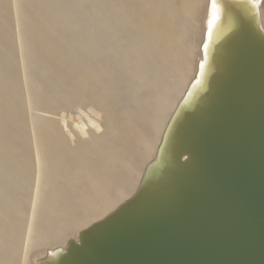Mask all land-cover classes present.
Returning a JSON list of instances; mask_svg holds the SVG:
<instances>
[{
  "label": "water",
  "instance_id": "1",
  "mask_svg": "<svg viewBox=\"0 0 264 264\" xmlns=\"http://www.w3.org/2000/svg\"><path fill=\"white\" fill-rule=\"evenodd\" d=\"M259 2L217 0L220 18L211 37L206 20L196 75L137 192L38 264H264Z\"/></svg>",
  "mask_w": 264,
  "mask_h": 264
},
{
  "label": "rangeland",
  "instance_id": "2",
  "mask_svg": "<svg viewBox=\"0 0 264 264\" xmlns=\"http://www.w3.org/2000/svg\"><path fill=\"white\" fill-rule=\"evenodd\" d=\"M13 1L14 0H6V18L8 22L7 27L8 30L10 28L9 34L11 36V40L9 41L11 42V49L13 53V57L11 60L16 64L18 76L15 73V70L13 72L9 69L7 72L8 74L10 73L11 77L17 76L18 79H16L18 82V86L15 87L16 89L11 90L7 95L9 98L7 97L8 101H6L5 104H8V106L10 104V106L2 108L3 112L0 110V115L2 117L0 118V148L2 149V152L5 153H3V158L6 160L5 163H10V166H12L11 173L14 176L12 182L9 183V185H0V264H22L21 262H23L24 260V258H22V255L25 257V234L27 229L26 223L32 210V198L34 194L33 192L36 186L37 177L39 176L37 175L39 174L38 165L35 164L37 163V157L39 153L41 159L46 160L47 166L44 174V183L46 187L44 189L43 198L40 201L38 211L42 212L45 210L44 212H46L47 210H50L47 211V213H44V216L39 222L41 233L48 232V235H51L53 234L52 229H56V227L61 228L62 225L70 223L71 220H73V223L76 224V227L83 226L86 221L103 213L110 205H112L115 200L119 198L120 192L125 190V188H127L131 184L130 181L135 175L137 166L140 163V159L149 154L152 149L151 142H153V139L151 141V138H154L156 134L155 132L157 131V125L159 123L158 120L161 117H159V114L161 115V113H163L164 104L166 105L167 109L170 102L173 101L174 96H176L175 94L179 90L181 84L180 80L183 79V74H185L186 71L189 70V67L193 61L192 58L194 55L196 34L198 29V10L196 8V3H194L197 2V0H177L178 3L176 2V0H156L157 4L154 0H106V7L110 8V5H112V8L115 7L118 11H120L119 9L124 10V8L126 10L124 11V13H121V11L118 12V16H115L116 19L114 17V20L119 21H117L116 23L121 24L122 22L121 25L124 26L125 30H128V27L131 28V30H128L127 32L130 33L134 30L135 32H137L136 35L139 33L140 39L143 38L145 40V43L143 45L144 47H142V49H131L129 44V36H131L132 34L127 35L129 34L127 33V36H125L124 38L123 36L121 37V39H123H120L121 41H119V46H124L123 49H126V51H128L127 58L129 59L128 60L126 58L127 62L122 61L123 64L122 62H119L120 67L123 70L120 73L116 72V74L119 75V79H122H120L119 81L113 78L111 79V73L108 69H103L102 73L99 72V76H95L92 72L89 74L90 76H86L87 72L84 69L75 67L76 62L69 64L66 62L67 64L64 63L63 65V61H66L65 59L63 60V56L64 58L68 57V53L66 54V50H63V47L61 49V47L57 45L56 41H53L52 43L50 42V45L40 42V44L37 43L38 45L35 44L33 49L35 59L40 60V58L44 57L43 59H46L48 63H50L49 68L52 69L51 71L57 69V66L58 68L60 66L63 67L60 69L61 76L59 78H62L63 83H67L69 88L71 87L70 89L74 93V95L73 93H70L65 96L63 92L64 90L60 91V89H58L59 91L56 90V92L51 90L49 91V93L44 91V93H41V96L38 93L36 94V104H31V107L29 104V98L31 97V85L27 81L26 76L30 71L33 79L38 80L39 71L36 67L38 66V64L40 65V62L37 61L39 63L35 64L36 66L32 65L27 68L23 61L24 57L20 56V54L22 55V53L21 47L19 46L20 42L18 44L20 35L18 31H21V27L18 26L19 15H17V18L14 15L15 13H18L16 12L15 8L17 7L18 11L19 6L17 5V3H14L15 1ZM187 4L190 8L187 6ZM129 5L130 8H128ZM13 6H15V8ZM155 6H157V8ZM170 6H172V8L174 9H172ZM166 7H169L171 10H168V8ZM134 8L139 12L137 13ZM144 9L145 13H143ZM132 10L134 13L132 12ZM165 10H167L168 12L165 13ZM172 10L175 14H173ZM170 13L172 14L170 15ZM172 16L174 17L173 19ZM175 16H177L178 18ZM10 17L17 21L12 20ZM151 19L154 22L151 21ZM177 19L182 21V23L179 21L181 23L180 24ZM14 22H16V24ZM174 29L176 31H174ZM151 30L153 31V33L151 32ZM174 33L177 34L176 40H173ZM46 35L47 34L41 35V39L45 40L44 38L48 37ZM34 40H36L35 36ZM41 44L43 45L41 46ZM55 48H57V50H54ZM48 50L49 52H51V54L48 55L47 58L45 51ZM55 51H57L56 55L58 53V57L53 55L55 54ZM15 53H18L19 56H16ZM59 53L61 54L60 58ZM21 57H23V59ZM14 58L18 59L15 61ZM19 60L23 61L22 63L24 64V66ZM129 61L133 63V67L128 66L130 63ZM141 65H143L142 69L140 71L137 70V68ZM24 68L26 69L27 74L25 73ZM127 70L130 71L129 75L131 74L130 76L132 77L125 79L126 74L124 72H126ZM139 72L141 74H139ZM157 73L160 74V76L156 77V75H158ZM138 74L141 76H143L144 74V79L145 77H149V79L151 78L150 84L153 85L155 83L156 86L140 83V81L142 82V80H140L141 76H138ZM111 75L113 76V73ZM136 78H138L137 81ZM23 81L25 83H23ZM156 81L158 82V85L156 84ZM114 82H116V84ZM118 82L120 83L118 84ZM49 83L50 82L47 81L45 84ZM105 83V86L109 89V91L111 90L110 93H108L107 91L104 92L106 89L103 88L105 86H102V84ZM127 83L129 85H127ZM112 85H116V89H118L119 91H117L115 87L113 88ZM151 86L154 89H150ZM147 87H149V90L147 89ZM130 89L135 93L136 91H138V89L140 91H138V94L136 93V95H134L135 93L133 94L129 92ZM142 89L145 90L142 91ZM152 91L155 93H152ZM148 92L150 93L148 94ZM16 93H18L19 95L18 101L20 102V104L18 103L17 99L13 100ZM53 94H55L56 96H54ZM132 94L134 95V97ZM136 96L139 98H136ZM140 98H143V101ZM133 99H136V101H134ZM114 101H116L115 103H117V105L113 103ZM136 102L138 105L136 104ZM1 104L3 105V103ZM119 105H122V108L119 107ZM150 106L152 107L150 108ZM91 108L94 109V111L100 112L101 117H96L99 122H105L107 123L108 127L111 128L108 129L107 134L103 135L102 138L94 137L92 142L93 144L88 143V141L86 140V142L80 141V139H78L77 137L74 138L69 136L68 132L66 131L67 128L65 127L64 123H62V117L64 116L71 123V116H84L85 113L94 115ZM147 111L151 112L147 113ZM16 112H19V115H17L18 113ZM127 112L130 117L126 114ZM138 112L139 114H137ZM3 114L6 117L10 116L9 119H6L9 123V126L7 124V121L4 120V118L6 117ZM22 114L24 116H22ZM142 114L144 116H142ZM131 115L133 116V118L135 117V122L133 121ZM136 115H139L140 118H138ZM13 117H15L14 121H16V119H19V121H17L16 123L14 121L12 122ZM36 117H42V120L37 121ZM123 117L124 120L122 119ZM121 120H123L124 122H122ZM154 122L156 123L155 125H153ZM14 123L15 125H17V127L13 126ZM153 127L154 129H156L154 130ZM12 128H14L15 130ZM127 128H129L130 130ZM144 129H146V131H144ZM147 129H149V131L148 133H145L147 132ZM11 130L14 131L11 132ZM5 131L11 133V138L4 136ZM133 132L134 134H132ZM138 133H140L141 136ZM144 135L148 136L149 138L145 137ZM64 136L66 139L64 138ZM4 137L6 140L4 139ZM113 137L114 139L118 140V143L117 140L112 139ZM7 139L8 141L10 139V141L4 142V140L7 141ZM51 139H54L55 141ZM79 141L80 144L82 143V147L80 146ZM120 141L123 142V144ZM16 143L20 144L21 147L20 145H16ZM38 144L40 147H38ZM2 145H5L6 147ZM78 145L80 146L81 150ZM6 148L10 149V151L8 150L7 152ZM139 148L143 151V153L140 152ZM87 151L89 154H87ZM22 152L25 154H23ZM90 153H92V155L94 156H92ZM6 154L8 157H6ZM130 154L133 155L130 156ZM81 155L83 156L81 157ZM115 155H117V157ZM74 159L77 160H75L74 162ZM137 160L139 163L137 162ZM70 162L73 163H71L73 165V168L72 165L69 164ZM68 165L70 166L68 167ZM120 165L121 168H124V170L123 168H120ZM74 166L76 167L74 168ZM60 169L63 170V172ZM58 170L61 173H59ZM13 171L15 173L17 172L18 175L14 174ZM71 171L73 172V174H70ZM110 173L112 175H110ZM19 176L21 177V179L19 178ZM10 191L12 192V194ZM10 194L11 196H9ZM86 194H89V196L84 197ZM62 207H65L64 213L60 214L58 213V208L61 209ZM10 255H12L13 257Z\"/></svg>",
  "mask_w": 264,
  "mask_h": 264
},
{
  "label": "bare ground",
  "instance_id": "3",
  "mask_svg": "<svg viewBox=\"0 0 264 264\" xmlns=\"http://www.w3.org/2000/svg\"><path fill=\"white\" fill-rule=\"evenodd\" d=\"M14 1L13 2L15 4L17 3V5L19 6L18 11H17V7L15 8V6H13L16 9V12H18V13L14 12L15 13L14 15L16 16V18H17V15H19L18 16V22H19L18 26L21 27L20 28L21 31H18L19 34H20L19 35V41L18 40L17 41H18V44L20 42L19 46L21 47L22 55L20 53L19 54H20V56L24 57V59H23V57H21V58L23 59V61L25 63V66L27 68H29L32 65L36 66L35 64H38L40 62V65L38 64V66L36 67L38 69V71H39V73H38L39 79L38 80H34L33 77L31 76V72L30 71H29L28 75L26 76L27 81L31 85V97L29 98V96H28V98L30 99L29 100L30 103L28 102L30 104V106H31V104H34V105L36 104L35 103V96H36L37 93L40 94V96H41L42 95L41 93H44V91L49 93V91H51V90L56 92V90H58V89H60V91L64 90L63 92H64L65 96H67L70 93L71 94L73 93L71 91V89H70L71 87L69 88L67 83H65V82L63 83V79L59 78L61 76V70L60 69L63 68V67L60 66L58 68V66H57V69L51 71L52 69L49 68V66H50L49 64L50 63H48V61L46 59H43L44 57L40 58V60L39 59H35V57H34L35 54L33 53V49H34L35 44L38 45L37 43L40 44V42H41V43H46L47 45H50V42L52 43L53 41H56L57 45L59 47H61V49L63 47V50L64 49L66 50L65 51L66 54L68 53L67 54L68 57L64 58V56H63V60L65 59L66 61H63L61 59L63 61V65L66 62L68 64L76 62V66L75 67H77L79 69H81V68L84 69L87 72L86 76L89 75L91 72L94 73L95 76L96 75L99 76V72L102 73L103 69H105V70L108 69L111 74L113 73V76L110 74L111 79L113 78V79L118 80V81L120 79H122V78L119 79L118 78L119 75L116 74V72L120 73L123 70V69H121L119 62L126 61V58L128 57V55H127L128 51H126V49L125 50L123 49L124 46H122V47L119 46V44H120L119 41H121L125 36L132 34L131 36H129L130 37L129 38V40H130L129 44H130L131 49H142V47H144L143 45L145 43V40L143 38H141V39L139 38L140 37L139 33L136 35L137 32H135L134 30H133L134 32L133 31L130 32V33L127 32L128 30H131L130 27H128L129 28L128 30L127 29L125 30L124 26L121 25L122 22L120 24V23H116L118 20H114V17L118 16V12L121 11V13H124V11H126L125 8H124V10L119 9L120 11H118L117 8H115V7L112 8V5H110V8H108V7H106V4H105L106 0H14ZM154 1L157 4V1L156 0H154ZM176 2H177V0H176ZM209 2H210V0H199V1L197 0V2H194V3H196V6H197L196 8L198 10V15H197V18H198V29H197V34H196V43H195L194 55H193V58H192L193 61H192L191 65H190V67H189V70L186 71L185 74H183L184 75L183 79H181V77H180L181 84H180V87H179V90H178L179 93L177 92L178 94L177 93L175 94L176 96H174L173 101L170 102V104H169L167 109H166V105L164 104L163 113H161V115L159 114V117L160 116L161 117L158 120L159 123L157 125V131L156 132L154 131L156 134L153 133V134H155V136H154V138H151V141L153 139V142H151L152 143L151 151L149 152V154L145 155L144 157H142L140 159V161H139L140 163L137 160L139 165L137 166L135 175L133 176L132 180L130 181L131 184L127 188H125V190L120 192L119 198L117 200H115L112 203V205H110L103 213H101V214L97 215L96 217L86 221L85 224H83V226L76 227V224H74L73 220H71L70 223L62 225L61 228L60 227H56V229L55 228L52 229V233L53 234H51V235H48V232L41 233L39 222H40L41 218L44 216V213H47V211H50V210L46 209L47 210L46 212H44L45 210L42 211V212L38 211V207H39L40 201L43 198L44 189L46 187V185L44 183V180H45V175L44 174H45V169H46V166H47L46 160L41 159L40 153L38 154L37 163H35V164L38 165V173L39 174H37V175H39V176L37 177L36 186H35L34 192H33L34 194H33V198H32V210H31V213H30L29 218H28L27 223H26V226H27L26 234H25V243H26L25 248L26 249L24 248L26 250V252L24 253L25 257L22 255V258H24L23 262H21L22 264H38L39 261H41V260H43V259H45L47 257V255H48L50 250H55L57 248H62V249L65 250L68 247L67 244H68L69 240H71V239L78 240L79 234L81 232H83L86 229L90 228L91 226H93V224L104 220L105 217H107L109 214H111L112 212L117 210L121 205H123L125 203L126 200L132 198L134 196V194L137 192V190H138V188H139V186L141 184L140 183L141 179H142V177H143V175L145 173V169L147 168L149 163H151V161L153 159H155V157L157 155V151H158L159 145L162 142L161 139H162L163 133H164L165 128L167 127L168 123L170 122L169 121L170 118L172 117V115L174 114L175 110L179 106L180 102L182 101L181 99L183 98L185 92L187 91L188 87L190 86L191 82L193 81V78L196 75L199 61L202 59L201 58V46H202V43H203V40H204L203 37H204V31H205V26H206V20H207L206 16H207ZM14 3H13V5H14ZM191 3H193V2H191ZM6 5H7L6 0H0V106H1L0 110L2 112H3L2 108L8 106V104L7 105L5 104L6 101H8L7 100L8 93L11 90L16 89L15 87L18 86V84H17L18 83L17 82L18 74H17L16 64L11 60L12 57H13L12 56L13 53H12V49H11L12 48L11 47V42H9L11 40V36L9 34L10 28L8 30V27H7V23L8 22H7V18H6V16H7V14H6L7 13L6 12ZM159 5H161V4H159ZM193 5H195V4H193ZM162 6H163V4H162ZM187 6H188V4H187ZM116 7H119V6H116ZM155 7L157 8V6H155ZM170 7L172 8V6H170ZM128 8H130V5H129ZM166 8H168V10L170 9L169 7H166ZM172 9H174V8H172ZM175 9H177V8H175ZM133 10H132V12H133ZM135 10H134V12H135ZM128 11H129V9H128ZM136 12L138 13L139 11L136 10ZM164 12L166 13L168 11L165 10ZM172 12H173V10H172ZM143 13H145V9H144ZM154 13H156V12H154ZM151 14H153V13H151ZM171 14L172 13H170V15ZM173 14H175V13L173 12ZM186 14H187V12H186ZM177 16H175V17H177ZM259 16L261 18V25H262V27L264 29V0L259 2ZM149 18H150V16H149ZM173 18L174 17L172 16V19ZM115 19H116V17H115ZM12 20H14V19H12ZM14 21H17V20H14ZM151 21H153V20L151 19ZM179 21L180 20H178V22ZM180 22L182 23V21H180ZM14 23L16 24V22H14ZM123 24H125V23H123ZM136 31H137V28H136ZM174 31H176V30L174 29ZM151 32L153 33L152 30H151ZM127 33H129V34H127ZM43 34H47L46 36H48L47 38H44L45 40L41 39V35H43ZM176 35L177 34L174 33V35H173L174 39L173 38H169V39L176 40V37H177ZM17 36H18V33H17ZM34 36H35L36 40H34ZM122 36H123V38L121 39ZM159 38H160V36H159ZM42 45L43 44H41V46ZM125 48H126V46H125ZM54 50H57V48H55ZM56 52L57 51H55L54 52L55 54H53V55L57 56L58 53L56 55ZM45 53L47 55V58H48V55L51 54V52H49V50L45 51ZM136 53H138V52H136ZM15 54H16V56H19L18 53H15ZM60 55L61 54L59 53V58H60ZM49 58H52V57H49ZM14 59L16 61L18 58H14ZM23 61H20V62L22 63ZM37 61H39V62H37ZM156 61H158V60H156ZM129 62L130 63H129L128 66L133 67L134 66L133 63L131 61H129ZM122 64H123V62H122ZM23 66H24V64H23ZM124 66H125V64H124ZM142 66L143 65L138 67L137 70L140 71L142 69ZM9 69L12 70L13 72L15 70V73L17 74V76L16 77L15 76L11 77L10 73L8 74V72H7ZM64 69H65V67H64ZM128 69H129V67H128ZM153 71H155V70H153ZM129 72H130L129 70L124 72L126 74V78L125 79L132 77V76H130L131 74L129 75ZM25 73H26V69H25ZM155 73H151V74H155ZM139 74H141V73L139 72ZM139 74H138V76H141ZM144 74H143V76H144ZM143 76L140 77V80H142V82L139 80L140 83L152 85V84H150L151 83L150 82L151 78L149 79V77L148 78L145 77V79L147 80L146 81L143 78ZM147 76H148V74H147ZM157 76H160V74L156 75V77ZM103 78H105V77H103ZM96 79H97V77H96ZM137 79L138 78H136V81H137ZM47 81H49L50 83L49 84H45ZM94 82H96V81H94ZM120 82H118V84ZM23 83H25V82L23 81ZM114 83L116 84V82H114ZM140 83H138V84H140ZM156 84L158 85V82ZM60 85H61V87H60ZM105 85H106V83L102 84V86H105ZM127 85H129V84L127 83ZM153 85L156 86L155 83ZM26 86H27V83H26ZM152 86L150 87V89L153 88ZM114 87H115V89L117 88L116 85H114L113 88ZM127 87H126V89H127ZM103 88L106 89L104 92L107 91L108 93H110L111 90L109 91V89L106 86L103 87ZM129 88H130V86H129ZM148 88L149 87H147V89ZM156 88H158V87H156ZM121 89H122V87H121ZM139 89H141V88H139ZM139 89H138V91H140ZM145 89H142V91L145 90ZM116 90L119 91L118 89H116ZM138 91H136L137 94H138ZM126 92H127V90H126ZM129 92H131L133 94L135 93V92H132L131 89H130ZM136 93L134 95H136ZM144 93H146V92H144ZM149 93L150 92H148V94ZM152 93H155V92L152 91ZM117 94H119V93H117ZM53 95L56 96L55 94H53ZM73 95H74V93H73ZM134 95H133V97H134ZM18 96H19L18 93H16L15 96H14L15 98H13V100L17 99V101H18ZM137 96H136V98H139ZM146 97H147V94H146ZM130 98H132V97H130ZM140 99L143 101V98H140ZM133 100L136 101V99H133ZM130 101H132V100H130ZM115 102L116 101H114L113 103L117 105V103H115ZM1 103H3V105ZM18 103L20 104L19 101H18ZM136 104H137V102H136ZM139 105H140V103H139ZM9 106H10V104H9ZM121 106L122 105H119V107H121ZM146 107H144V108H146ZM151 107L152 106H150V108ZM92 108H91V110L93 111L94 115H89V114L85 113L84 116L83 115L82 116H77V117H72L71 116V123L69 122V120L67 118H65V116L62 117V123H64L65 127L67 128L66 131L68 132L69 136L74 137V138L77 137L78 139H80V141H85L86 140V141H88V143L93 144L92 142H93V138L94 137L102 138L103 135L107 134L108 129H111V128L108 127L107 123L99 122V120L96 117H98V116L101 117L100 112L99 111L98 112L94 111V109H92ZM148 108H149V106H148ZM6 109H8V108H6ZM30 109H32V108H30ZM148 112H151V111H147V113ZM16 113H18L17 115H19V112H16ZM0 114H1V112H0ZM126 114L128 115V112ZM137 114H139V112ZM22 116H24V115L22 114ZM22 116H20V117H22ZM142 116H144V115L142 114ZM9 117L10 116H8L6 118L3 117V118H4V120H6V119H9ZM137 117L140 118L139 115ZM0 118H2L1 115H0ZM132 118H133V116H132ZM14 119H15V117H13V120L12 119H10V120H12V122H13ZM122 119L124 120V117ZM134 119H135V117L133 118V121H134ZM36 120L37 121L38 120L41 121L42 117H36ZM123 120H121V121L124 122ZM17 121H19V119L18 120L16 119V121H14V122L16 123ZM20 121H21V119H20ZM15 123H14L13 126L17 127V125H15ZM7 124L9 126L8 121H7ZM155 124L156 123L154 122L153 125H155ZM23 127H24V124H23ZM12 129H14V128H12ZM19 129H21V128H19ZM127 129H129V128H127ZM153 129H154V127H153ZM14 130H11V132L14 131ZM144 131H146V129H144ZM148 131H149V129H147V132H145V133H148ZM8 132H9V127H8ZM8 132L7 131H5V133L3 132L4 136L8 137V138H11V133H8ZM132 134H134V132ZM138 134H140V133H138ZM138 134H135V135H138ZM150 134H151V132H150ZM140 136H141V134H140ZM5 137H4V139H5ZM105 137H107V136H105ZM145 137L149 138L148 136H145ZM64 138H65V136H64ZM112 139H114V137ZM5 140H4V142H9L10 141V139H9V141H8V139H7V141H5ZM33 140H34V138H33ZM51 140L55 141L54 139H51ZM114 140H117V139H114ZM146 140H150V139H146ZM80 141H79V144H80ZM0 142H1V140H0ZM17 143H18V140H17ZM17 143H16V145H20V144H17ZM117 143H118V140H117ZM121 143L123 144V142H121ZM133 143H134V141H133ZM2 144H4V143H2ZM8 145H9V143H8ZM2 146H5V145H2ZM80 146L81 147L83 146L82 143L80 144ZM80 146H79V148H80ZM7 147H10V146H7ZM20 147H21V145H20ZM38 147H40L39 144H38ZM140 148H141V146H140ZM140 148H139V150H140ZM8 150L10 151V149H7V152H8ZM80 150H81V148H80ZM129 150H130V148H129ZM137 151H138V148H137ZM26 152H27V150H26ZM140 152L143 153L142 150H140ZM3 153L4 152H2V149L0 148V185L1 186H2V184L9 185V183L12 182V179H13V176H14L11 173L12 166H10V163H5L6 160L3 158ZM20 154H21V152H20ZM23 154H25V153H23ZM80 154H81V152H80ZM87 154H89L88 151H87ZM90 154L92 155V153H90ZM83 155H81V157ZM132 155L130 154V156H132ZM36 156H37V154H36ZM92 156H94V155H92ZM115 156L117 157V155H115ZM115 156H113V157H115ZM6 157H8L7 154H6ZM75 160H77V159H74V162H75ZM126 160H128V159H126ZM71 161H73V160H71ZM124 161H125V159H124ZM10 162H12V161H10ZM71 163L72 162H70L69 164H71ZM14 164H16V163H14ZM37 165H36V167H37ZM121 165H120V168H121ZM69 166L70 165H68V167ZM75 167L76 166H74V168ZM72 168H73V165H72ZM14 170H16V169H14ZM123 170H124V168H123ZM36 171H37V169H36ZM61 171L63 172V170H61ZM71 172H70V174H73V172L72 173ZM59 173H61V172L59 171ZM66 173H68V172H66ZM14 174H17V172L16 173L14 172ZM110 175H112V174L110 173ZM19 178L21 179L20 176H19ZM19 189H21V188H19ZM11 194H12V192H11ZM11 194L9 196H11ZM2 196H5V195H2ZM87 196H89V194H86L84 197H87ZM53 205H54V203H53ZM64 208L63 207L61 209L58 208L59 209L58 213H60V214L64 213ZM3 249H4V247H3ZM10 256H12V255H10Z\"/></svg>",
  "mask_w": 264,
  "mask_h": 264
},
{
  "label": "snow or ice",
  "instance_id": "4",
  "mask_svg": "<svg viewBox=\"0 0 264 264\" xmlns=\"http://www.w3.org/2000/svg\"><path fill=\"white\" fill-rule=\"evenodd\" d=\"M254 3L259 2V0H253ZM220 18V9L217 4V0H210V14L207 18V27H208V34L211 37V31L213 26Z\"/></svg>",
  "mask_w": 264,
  "mask_h": 264
}]
</instances>
